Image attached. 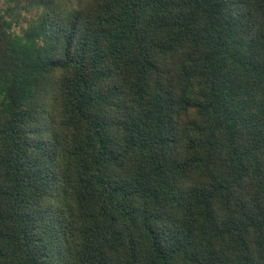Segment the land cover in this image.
<instances>
[{
    "label": "trees",
    "instance_id": "obj_1",
    "mask_svg": "<svg viewBox=\"0 0 264 264\" xmlns=\"http://www.w3.org/2000/svg\"><path fill=\"white\" fill-rule=\"evenodd\" d=\"M4 1L0 264H264V0Z\"/></svg>",
    "mask_w": 264,
    "mask_h": 264
},
{
    "label": "rangeland",
    "instance_id": "obj_2",
    "mask_svg": "<svg viewBox=\"0 0 264 264\" xmlns=\"http://www.w3.org/2000/svg\"><path fill=\"white\" fill-rule=\"evenodd\" d=\"M25 2L27 3L26 0H23L21 1V4H24ZM61 3H68L69 6L76 7L78 0H61ZM6 6H7L6 2L4 0H0V8L6 7ZM19 21L23 26L26 25L22 17L19 18ZM16 29L18 30L19 28H16Z\"/></svg>",
    "mask_w": 264,
    "mask_h": 264
}]
</instances>
